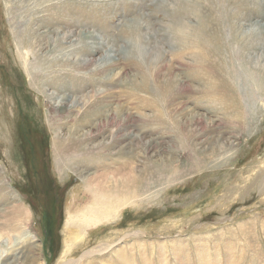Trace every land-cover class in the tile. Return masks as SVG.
<instances>
[{"label": "rangeland", "instance_id": "374dc122", "mask_svg": "<svg viewBox=\"0 0 264 264\" xmlns=\"http://www.w3.org/2000/svg\"><path fill=\"white\" fill-rule=\"evenodd\" d=\"M119 170L142 178L65 255L81 179L106 183L98 203ZM21 252L264 264V0H0V264Z\"/></svg>", "mask_w": 264, "mask_h": 264}, {"label": "bare ground", "instance_id": "6f19581e", "mask_svg": "<svg viewBox=\"0 0 264 264\" xmlns=\"http://www.w3.org/2000/svg\"><path fill=\"white\" fill-rule=\"evenodd\" d=\"M142 32V31H141ZM75 41H77V44H83V45H85V47H87V49H86V51L83 53V55H82V57H89V56H91L90 55V53H94L96 50H98V49H101V45H103V43L101 44V43H97L96 44V42L94 41L93 43H90L89 45H86L85 43V41L84 40H75ZM107 49V48H106ZM92 53V54H93ZM112 53H113V50H112V48L111 49H109L108 51H106V56L105 57H103V59L102 60H100V68H106V70H107V67H109L110 66V64H112L113 62H111V60L113 59V58H115V57H113L112 56ZM150 57V56H149ZM153 57V56H152ZM79 59V58H78ZM81 59V58H80ZM151 59V58H150ZM160 59H161V56H160ZM152 60V59H151ZM92 61V59H89V60H86V59H82V60H80V61H78V62H80L79 63V66H86L87 64H89L90 62ZM78 67V66H77ZM171 81V80H170ZM168 83L170 84V82L168 81ZM143 84H144V81H143ZM145 85V84H144ZM109 95L108 94H106L105 95V97L104 98H106V97H108ZM134 96V95H133ZM93 96H91V98H92ZM136 97V96H135ZM108 99H110V98H107L106 100H108ZM140 100V99H139ZM144 101V100H143ZM154 101V100H153ZM87 102V101H86ZM88 103V102H87ZM105 103H107V101L105 102ZM154 104V103H153ZM153 104H151V106L152 107H156L157 106V104H156V106H155V104L153 105ZM72 105L73 106H83V108H84V106H86V103H85V101H79V102H77V101H73L72 102ZM94 106V105H93ZM151 107V108H152ZM76 109V108H75ZM155 109H157L156 110V112L158 111V108L156 107ZM123 110H126V109H124L123 108V106H117V108L114 110V116L115 117H120L121 115H122V112H123ZM153 110H154V108H153ZM159 114V113H158ZM152 115H153V113H152ZM155 115V114H154ZM123 116V115H122ZM159 116V115H158ZM82 118L83 117H80L77 121L78 122H81L82 124H85L84 122H82ZM156 118V117H155ZM158 118V117H157ZM159 119V118H158ZM152 121H154V120H152ZM86 137V136H85ZM80 152V151H79ZM77 152L78 154H79V156L81 157V158H79L78 159V161H77V163L80 165V164H82L84 161H83V157H82V155H81V153H84L83 151L82 152ZM87 155H88V153L87 152H85V156H86V158H87ZM124 159H126V158H124ZM75 165V164H74ZM124 168H125V166H124ZM127 168H129L130 169V165H128V167H127V165H126V170H127ZM126 170H119V173L118 174H121L120 176V179L119 180H115L114 182L115 183H113V185H110L111 183H109L108 185H110V187L111 186H114V188H115V191L116 190H118L119 191V189H120V191L119 192H115V191H110V189L111 188H109V189H107V190H105L106 192H105V195H104V197H103V199L100 201V202H98V203H96V202H94V203H92L93 202V200H96V199H98L99 197L98 196H96V194L95 193H97L99 190H102V188L104 187V185L106 184V183H104V185H101V182H97V178H94V179H88V178H86L88 181H85V178L84 179H81V183H82V185H83V188H86V191L85 192H83L84 193V197L83 198H85V197H87V195H88V202H86V204H84V206L82 207V206H78L77 207V210H76V213H72L73 214V217L74 218H72L73 220L72 221H69L68 223H67V225L69 226V228H70V230L68 231V233H67V235H66V239H65V255H68L69 253H72V251H73V249H74V246H76V244L80 241V242H83L84 241V236H85V238H86V236L90 233V231L91 230H94L96 227H98V225H102V224H104V223H106L108 220H110V219H113L114 218V214L112 215V218H103L102 220H100L99 219V215L101 214V212H104L105 213V209H107L106 210V213L108 214V211H109V209H110V207H112V206H114V205H112V203H116L117 204V202L119 201L120 202V200L123 198V194H122V190H123V188H126V183H131L133 186H135V185H137L135 182H136V180H137V178L138 179H141L142 177H133L130 173H128V172H125ZM131 170H133V168L131 169ZM134 171V170H133ZM117 174V175H118ZM114 178V177H113ZM101 179V177H99V180ZM103 180H105L106 181V179H103V177H102V180L101 181H103ZM124 181H126V183H124ZM108 183V182H107ZM135 183V184H134ZM92 188H94L96 191H93L92 190ZM138 188H140V187H136V188H133L134 190H132V193H131V195L132 196H135V193H137V191H138ZM121 192V193H120ZM82 198V197H81ZM125 198V197H124ZM114 200H117V202H115ZM78 201V200H77ZM83 202V201H82ZM81 203V202H80ZM106 205H108L109 206V208L106 206ZM115 207V206H114ZM111 210V209H110ZM75 211V210H74ZM73 212V211H72ZM117 212H118V210H117ZM112 213H114V212H112ZM118 214V213H117ZM102 215V214H101ZM100 215V216H101ZM103 216V215H102ZM69 219H71V218H69ZM104 222V223H103ZM100 229V228H99ZM1 230L2 231H4V232H6L7 234H10L8 231H12V227H11V222H9L7 225H5V226H3L2 228H1ZM89 232V233H88ZM33 238V237H32ZM10 239V238H9ZM8 240V239H7ZM104 245H100L99 247H97L95 250L93 249L92 251H91V253L90 254H93V253H95V252H103V250H102V247H103ZM21 254H23L22 255V259H25L26 261H29V264H36V257H35V255H34V258H32V257H30L26 252H21ZM88 254H89V252L87 253H85L83 256L84 257H82V260H83V258H86L87 256H88ZM98 254V253H97ZM81 261V260H80ZM74 262H76V261H74ZM64 264H71V263H64ZM72 264H74V263H72Z\"/></svg>", "mask_w": 264, "mask_h": 264}, {"label": "trees", "instance_id": "16d2710c", "mask_svg": "<svg viewBox=\"0 0 264 264\" xmlns=\"http://www.w3.org/2000/svg\"><path fill=\"white\" fill-rule=\"evenodd\" d=\"M50 190H51V188H50ZM49 226H51V223L49 224Z\"/></svg>", "mask_w": 264, "mask_h": 264}]
</instances>
